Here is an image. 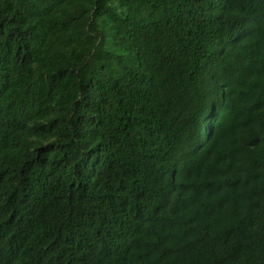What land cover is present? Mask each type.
<instances>
[{
    "label": "trees",
    "instance_id": "16d2710c",
    "mask_svg": "<svg viewBox=\"0 0 264 264\" xmlns=\"http://www.w3.org/2000/svg\"><path fill=\"white\" fill-rule=\"evenodd\" d=\"M0 264H264V0H0Z\"/></svg>",
    "mask_w": 264,
    "mask_h": 264
}]
</instances>
